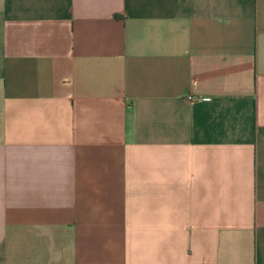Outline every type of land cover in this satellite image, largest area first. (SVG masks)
Masks as SVG:
<instances>
[{"label":"crops","instance_id":"1","mask_svg":"<svg viewBox=\"0 0 264 264\" xmlns=\"http://www.w3.org/2000/svg\"><path fill=\"white\" fill-rule=\"evenodd\" d=\"M0 264H264V0H0Z\"/></svg>","mask_w":264,"mask_h":264}]
</instances>
